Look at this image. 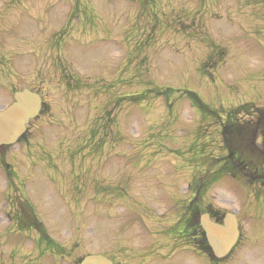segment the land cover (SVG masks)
Instances as JSON below:
<instances>
[{"label":"rangeland","instance_id":"1","mask_svg":"<svg viewBox=\"0 0 264 264\" xmlns=\"http://www.w3.org/2000/svg\"><path fill=\"white\" fill-rule=\"evenodd\" d=\"M25 89L45 108L0 149V264H216L180 235L196 190L237 217L219 264H264V186L213 180L222 127L264 112V0H0V111Z\"/></svg>","mask_w":264,"mask_h":264},{"label":"flooded vegetation","instance_id":"2","mask_svg":"<svg viewBox=\"0 0 264 264\" xmlns=\"http://www.w3.org/2000/svg\"><path fill=\"white\" fill-rule=\"evenodd\" d=\"M241 109V108H240ZM238 114L239 109H237ZM246 110L244 109V113ZM250 112V111H248ZM250 116L248 118H245L244 116ZM245 115L242 117L243 121V128L240 130H233L230 129L229 125L223 129V144L225 145L226 151L225 154L222 156V159L224 163H240L243 166L241 169L236 172L237 175H233L231 177L238 180L240 183L244 184L246 187L252 188L253 186H264V174H259V166L261 163H264V112L258 109H251V114L245 113ZM255 119V121H254ZM233 120L239 121V118L234 117ZM234 121V122H235ZM236 123V122H235ZM237 124V123H236ZM236 131V132H233ZM23 140V139H22ZM20 140V141H22ZM19 141V142H20ZM2 152V151H0ZM252 165H255L256 170L253 169ZM252 168V170H249V168ZM262 173V172H261ZM4 180L6 181V185L12 186L10 184L11 180V174L7 172H3ZM191 191V190H190ZM203 192V191H202ZM192 198L190 201H188L185 206V217L183 216L182 221L188 219V217L199 213V206L201 202V191L196 190L194 193H192ZM183 206V207H184ZM5 208V204H4ZM25 210V207L23 206L22 211L20 210L18 213L17 219L13 220L12 217L8 216V213L5 211L4 215L7 217V222L10 224L12 221L15 223L18 227H26L29 230H33V228H37L40 224V221L36 218L35 214L33 213V210L27 209ZM209 215L211 214V220L214 223L222 224L224 215H217L216 213H213L211 210L208 209ZM201 216V215H200ZM237 219V217H236ZM238 222V221H237ZM184 227V224H183ZM195 227H197L195 225ZM239 229V226H238ZM203 233V232H202ZM189 234V235H188ZM204 234V233H203ZM181 237L184 238L186 241L189 240L192 247L198 250V240L199 235L197 232V229L189 230L184 229L180 233ZM204 241L205 238H204ZM241 241V234L239 229V235L236 241V244L234 246V250L237 248ZM206 243V242H205ZM204 254H206L209 259H212L215 261V263L219 264L223 262L224 260H216L213 256L212 250L207 247L206 250H204Z\"/></svg>","mask_w":264,"mask_h":264},{"label":"water","instance_id":"3","mask_svg":"<svg viewBox=\"0 0 264 264\" xmlns=\"http://www.w3.org/2000/svg\"><path fill=\"white\" fill-rule=\"evenodd\" d=\"M13 103L0 111V147L10 146L24 134L30 120L36 118L42 108L39 95L23 90L14 95ZM203 216L201 226L216 258H223L237 240L238 231L233 215H226L223 226L213 224ZM80 264H111L102 256H87Z\"/></svg>","mask_w":264,"mask_h":264},{"label":"trees","instance_id":"4","mask_svg":"<svg viewBox=\"0 0 264 264\" xmlns=\"http://www.w3.org/2000/svg\"><path fill=\"white\" fill-rule=\"evenodd\" d=\"M169 92H171L169 89H165L163 91V93H161V94H162V96L168 97L169 96V94H168ZM186 96L191 101H195L196 102V100H197V96L194 93H192V92H186ZM224 128L225 127H222V130ZM242 166L243 165L240 164V163H226L225 165H223L222 168L220 167V170H218L217 175H216V177L213 180H215L218 176H220L222 174H225V173H227V174L230 173L231 175H237L236 172H238L241 169ZM252 167H253L254 170H256L255 165H252ZM248 168H249V170H252V168H250V167H248ZM259 174L263 175L264 174V169H262V170L259 169ZM199 216H200V213L194 214V215L188 217V219L184 220L183 223H184L185 229H189V230L197 229V232H198V235H199L198 248L200 250L204 251V250H206L207 245H206V243L204 241V235H203V233H202V231L200 229V226H199V222H198V217ZM195 225L197 227H195ZM36 229L38 230V232L42 235V238L44 239L45 238V234L42 231L41 226H38Z\"/></svg>","mask_w":264,"mask_h":264},{"label":"bare ground","instance_id":"5","mask_svg":"<svg viewBox=\"0 0 264 264\" xmlns=\"http://www.w3.org/2000/svg\"><path fill=\"white\" fill-rule=\"evenodd\" d=\"M10 187H12V186H10ZM200 204V203H199ZM199 210V213L201 214V216L203 217V216H207L206 218H207V220H211L212 218H211V214L209 215V212H208V208H205V209H202V207H201V205L199 206V208H198ZM232 215V214H231ZM36 216V215H35ZM202 217H198V222L199 223H201V218ZM234 218H236V217H234ZM236 225H238V222L236 221ZM201 226V225H200ZM202 227V226H201ZM235 245H233L232 246V248L234 247ZM232 248H230V250H229V252L227 253L228 255H225V258H230V256H232L233 255V253H234V249H232Z\"/></svg>","mask_w":264,"mask_h":264}]
</instances>
